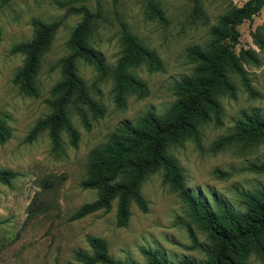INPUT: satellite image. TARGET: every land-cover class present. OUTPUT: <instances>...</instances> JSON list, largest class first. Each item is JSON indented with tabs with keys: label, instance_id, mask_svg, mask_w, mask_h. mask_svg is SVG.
<instances>
[{
	"label": "rangeland",
	"instance_id": "rangeland-1",
	"mask_svg": "<svg viewBox=\"0 0 264 264\" xmlns=\"http://www.w3.org/2000/svg\"><path fill=\"white\" fill-rule=\"evenodd\" d=\"M150 0H0V119L10 128V136L0 141V168L20 171L9 184L0 182V264H78L75 251L92 253L88 235L102 237L108 253L128 264H148L142 249H158L171 262L184 256L204 260L210 247L207 233L197 223L180 192L163 180V170L146 174L140 191L147 200L148 210L130 204V216L124 226L116 224L117 200L109 210H96L76 219H69L81 204L97 196L94 188H83L90 156L116 128L125 121L135 123L148 109L163 113L177 98L174 83L193 70L187 56L193 45H204L210 29L219 17L246 0H153L162 9L165 20L149 16ZM85 5L98 11L87 39L100 51L108 66L102 75L82 58L75 59L76 71L86 83L89 94L103 105L104 113L92 117L85 128L73 103L67 106L68 117L78 130L77 145L69 142L68 133L61 131L64 150L51 149L47 129L40 130L31 140L25 137L35 122L51 108L47 99L51 88L61 78L59 62L70 53L66 40L81 14L70 6ZM58 19L49 48L42 55L35 76L37 95L21 91L12 78L24 62V54L11 52V46L32 37V21ZM121 21L140 41L154 49L162 64L149 70L145 63L126 68L145 81L148 92L139 97L127 94L124 105L114 100V69L123 51ZM240 35L234 48L253 49L256 63L242 59L250 83L251 95L240 77L230 73L236 95L220 94V123L213 120L198 123V137L184 136L168 145L184 174V183L200 193L214 206L218 201L236 210L246 203L239 190L264 188V171L248 165L264 160V141L234 140L215 148V141L233 130L235 120L243 113L258 110L264 113V3L258 13L237 25ZM255 35V36H254ZM215 169L226 171L219 176ZM251 264H264L251 250ZM103 264V263H96Z\"/></svg>",
	"mask_w": 264,
	"mask_h": 264
},
{
	"label": "trees",
	"instance_id": "trees-1",
	"mask_svg": "<svg viewBox=\"0 0 264 264\" xmlns=\"http://www.w3.org/2000/svg\"><path fill=\"white\" fill-rule=\"evenodd\" d=\"M263 3L264 0H246L222 14L218 24L210 29V40L204 45L188 48L187 56L194 63L193 70L174 83L173 90L177 98L173 103L163 113L148 109L137 122H123L103 144L92 151L86 177L80 181V185L96 189L97 196L81 204L69 219L80 218L99 209L107 211L112 200L116 199V224L126 225L131 202L142 211L148 210L147 200L140 191L141 179L149 172L162 169L163 180L180 192L195 221L207 233L210 247L206 249L208 257L204 260L184 256L176 262L168 260L158 249L145 248L142 252L148 264H251L248 260L251 250L264 262V188L239 190L238 194L246 203L244 210H236L221 200L214 206L185 185L180 165L167 151L168 145L180 141L184 136L193 135L197 138L198 123L210 120L220 123L222 108L218 96L223 93L231 97L236 95V86L230 73L238 75L246 90L251 95L255 94L242 59L256 63L257 56L253 49L241 47L235 51L234 46L240 35L237 25L258 13ZM148 6L150 17L157 16L165 20L156 1L150 0ZM69 10L80 13L81 19L66 40L70 53L59 62L61 78L52 86V97L47 99L51 111L38 119L25 137V140H31L40 130L47 129L51 149L58 153L64 150L61 131L68 133L69 142L74 146L79 137L78 130L68 117L67 106L70 103L75 105L87 129L91 121L83 105L87 106L92 117L104 113L103 105L91 97L86 83L77 73L75 59L82 58L102 75L108 72L102 53L87 41L99 12L83 4L70 6ZM32 23V37L11 46V52L24 54V62L12 80L21 91L37 95L35 76L60 20L47 22L34 19ZM121 27L123 51L114 69V100L118 105H124L127 94L143 97L148 92L145 81L128 72L127 67L145 63L149 70L162 68L157 52L143 44L124 21H121ZM256 40L264 46L262 39ZM9 136L10 128L0 119V141H5ZM234 140L264 141V113L258 110L243 112L235 120L233 130L219 137L214 147H222ZM248 168L264 171V160L251 163ZM215 172L219 176L227 174L220 169H215ZM19 174L20 171L15 169L0 168V182L9 184ZM86 239L93 252L76 250L78 264H128L110 256L102 237L88 235Z\"/></svg>",
	"mask_w": 264,
	"mask_h": 264
}]
</instances>
